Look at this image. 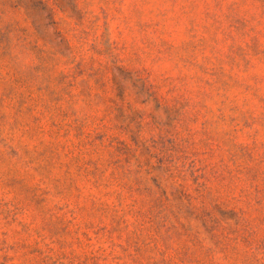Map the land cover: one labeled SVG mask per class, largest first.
<instances>
[{
  "label": "rangeland",
  "instance_id": "obj_1",
  "mask_svg": "<svg viewBox=\"0 0 264 264\" xmlns=\"http://www.w3.org/2000/svg\"><path fill=\"white\" fill-rule=\"evenodd\" d=\"M0 264H264V0H0Z\"/></svg>",
  "mask_w": 264,
  "mask_h": 264
}]
</instances>
